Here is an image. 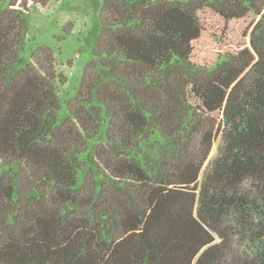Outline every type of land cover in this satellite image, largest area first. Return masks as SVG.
I'll return each mask as SVG.
<instances>
[{"label":"trees","instance_id":"1","mask_svg":"<svg viewBox=\"0 0 264 264\" xmlns=\"http://www.w3.org/2000/svg\"><path fill=\"white\" fill-rule=\"evenodd\" d=\"M28 12L0 0V264H222L226 212L264 216V0H104L63 113Z\"/></svg>","mask_w":264,"mask_h":264},{"label":"rangeland","instance_id":"2","mask_svg":"<svg viewBox=\"0 0 264 264\" xmlns=\"http://www.w3.org/2000/svg\"><path fill=\"white\" fill-rule=\"evenodd\" d=\"M18 6L23 0H17ZM27 1L26 15L29 33L24 52L26 60L39 48H51L56 57L57 70L66 79L60 87L63 102L62 113L67 110L66 102L73 99L80 86L86 65L93 59V48L100 34V14L104 0H50L46 7ZM187 2L189 0H173ZM70 34H67L64 30ZM100 138L90 145L85 156V168L92 165L96 146ZM222 136L213 147L209 160L204 164V172L219 154ZM159 149V147H158ZM243 191L260 201L259 185L253 179L243 183ZM216 244L222 254V264H262L264 258V216L257 211L242 214L231 208L221 223L216 226Z\"/></svg>","mask_w":264,"mask_h":264}]
</instances>
